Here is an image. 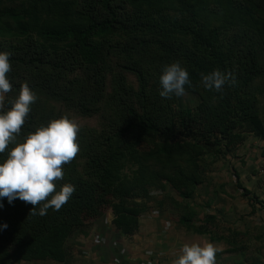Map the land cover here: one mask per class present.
I'll use <instances>...</instances> for the list:
<instances>
[{"label": "trees", "instance_id": "trees-1", "mask_svg": "<svg viewBox=\"0 0 264 264\" xmlns=\"http://www.w3.org/2000/svg\"><path fill=\"white\" fill-rule=\"evenodd\" d=\"M129 6L134 12L127 11ZM207 7L208 0H177V4L168 0H0V51L11 53L6 75L12 90L5 94V105L10 106L7 101L24 82L37 95L18 139L61 116L92 117L106 99L121 114L114 122V133L104 142L93 140L94 130L80 132L85 139L71 162L62 165L63 178L56 182L57 190L71 183L75 191L59 210L49 208L43 216L33 215L30 203L17 198L9 204L3 199L0 224L7 223V228L0 230V264L72 263L75 248L69 239L86 234L85 214L97 217L107 199L112 202L115 228L132 237L140 228L142 214L163 206H151L150 187L166 183L183 200L194 199L204 181L199 155L205 145H213L210 138L230 142L234 130L246 126L264 141L261 93L250 91L262 73L264 32L259 35L258 50L251 43L234 61L224 46V31L208 27ZM175 61L189 73L191 86L185 85V93L198 94L201 102L195 110H176L169 101L174 95L165 98V107L173 113L170 119L166 108L150 105L147 97L151 82L159 86L161 67ZM116 67L135 75L139 88L127 89L125 76L119 77ZM214 69L232 73L235 83H226L220 92L206 89L201 75ZM109 79L115 87L113 98L106 95ZM130 91L138 107L122 106V95ZM177 125L184 130L177 133ZM157 136L161 141L155 140ZM145 139L154 142L155 149L141 153L137 145ZM149 160L161 169L147 177L144 163ZM131 162L140 163L139 171L127 181L121 171ZM183 208L180 224L190 232L211 235L214 216L198 226V209L191 203Z\"/></svg>", "mask_w": 264, "mask_h": 264}, {"label": "rangeland", "instance_id": "rangeland-1", "mask_svg": "<svg viewBox=\"0 0 264 264\" xmlns=\"http://www.w3.org/2000/svg\"><path fill=\"white\" fill-rule=\"evenodd\" d=\"M168 2H175L177 4V0H168ZM127 11L130 13L134 12V7L129 6ZM205 14L209 28H216L224 31L222 32L224 34L222 40L225 44L224 46L226 47V50L233 56L234 61L238 58V56L245 54V50L249 48L251 43L255 44L253 47L257 50L259 47H261V43H258V41L260 39V33L264 32V0H208V7ZM249 39L252 40L250 41ZM259 64L262 72L261 76L255 79L250 87V91L257 94L261 93V116L264 119V50H260ZM114 69L115 73H117L119 77H122V74L125 76V85L127 89H133L134 91L139 88V80L135 75L132 73L126 74L117 67ZM107 86L106 95L110 94V96L113 98L115 87L112 85V81H110V79L108 80ZM131 93L132 92L130 91L128 96L122 95L121 104L123 107L125 106V108L126 105H134L135 107H138L137 101H135L133 96L131 97ZM154 93L158 97H155ZM147 99L148 103L152 106L156 105L166 108V99L160 97L159 86L155 84L154 81L149 85ZM169 101L170 107L176 110L180 107L184 109L190 108L195 110L201 102L199 95L194 93H185L182 97H176L174 95ZM166 114H169L168 118L171 119V115L173 113H171L169 109L166 110ZM119 116H121V114L112 108L111 99H106L102 103L100 112L92 117H83L75 113L70 114V120L74 121L79 126V132L76 139L78 145L85 139H81L82 135L79 134L82 131V133H84L86 129L94 130L96 132V134L95 132L92 134L94 141H106L107 137L114 133V122L119 118ZM183 130L184 129L180 125L176 126L177 133H180ZM203 132V134H206L204 130ZM228 138L230 139V142L228 139L222 142L219 138L216 142L214 138H210L209 142H211L213 145H205L203 151L200 153L199 156L201 159L199 162L204 173V181L203 185L198 187L192 201L183 200L178 193L171 190L169 185L163 183V186L158 185L149 188L152 198L154 199L151 203V206L153 205L158 207L159 203L163 206L159 207L161 209L160 211L157 210L158 213H154L155 209L149 210L148 212L151 217L156 215H158L157 217H160V215H164L166 220H170L173 223L172 230H177L175 238L180 237V239H182L183 235H185V232L179 229L180 223L177 218L179 219V217L184 214L183 212H185V209L183 206L185 204L191 203L198 209L196 219L198 226H201V224H203L202 221L208 216L215 217L213 222V227L215 230L212 229L211 235H206V238L212 235L219 237L224 234L225 238L229 239L231 235L228 233V230L226 234V230H224L226 227H223V223L233 224L238 222L237 224H243L245 223L244 221L248 220L246 217H250L251 215L241 216L242 208L244 207L245 209L247 207L248 209H252V211L256 209L258 211V216L250 220V229L252 228L253 234L256 235V240L255 242L252 241V244L249 246L254 248V250H252L253 252L260 251V253H264V172L262 171L264 170V141L261 140V138L255 137L253 134L249 133L246 126H238L234 130L233 135L229 136ZM155 140L161 141L160 136H157ZM219 141L222 142L221 145ZM137 148L139 152L144 153L150 149L154 150L155 143L145 139L137 145ZM129 160L135 159L129 158ZM82 164L83 162L79 161V165ZM139 165H135L132 162L127 163V165H125L124 169L121 171L123 178L126 176L127 181H132L136 175V172L139 171ZM144 168L145 176L147 177H150L148 173H152L153 171L155 172L161 169L160 165H156L155 161L153 160L145 162ZM237 174L244 178L242 181L243 183L235 182ZM248 178L250 179L247 180ZM243 185L249 186V188L246 189ZM136 192H138V190ZM214 194H217V196L221 195L222 197V200L220 201L221 204L217 201V206H220L219 208L215 207L213 204L215 201L213 198ZM229 202H232L233 204L232 214L234 215L235 219L232 218L233 215L224 214V216H218V210L220 208L224 210ZM244 202L247 204L244 205ZM106 204H103L99 207L97 217H89L90 215L85 214V217L82 221L84 225L83 228H86L85 230L83 229L84 232L86 231L85 235L97 234L100 229L107 228L108 224L113 223L115 216L113 214L114 212L110 199H107ZM169 207H172V211L169 210ZM175 209H178L179 211L177 214L172 213ZM213 224L210 222V226ZM184 228H186L188 231L186 225L182 227V229ZM189 232L190 231H188V233ZM230 232L233 231L230 230ZM162 233L164 236H166L169 234V231H162ZM189 235L193 236L194 234L190 232ZM77 239L76 237H72L69 239L68 244L75 245ZM191 242L196 243L192 240ZM226 245L227 244L224 246ZM179 254V251L174 253L175 257ZM164 261L166 262L165 264H168L167 259ZM22 264L57 263L52 261H44Z\"/></svg>", "mask_w": 264, "mask_h": 264}, {"label": "clouds", "instance_id": "clouds-1", "mask_svg": "<svg viewBox=\"0 0 264 264\" xmlns=\"http://www.w3.org/2000/svg\"><path fill=\"white\" fill-rule=\"evenodd\" d=\"M10 55L0 51V154H4L0 159V208L4 207V198L9 204L18 198L33 205L31 214L43 216L49 208L59 210L75 191L71 183L57 190L56 182L63 178L62 165L71 162L79 150L76 141L79 126L61 116L18 139L37 95L24 82L6 107L5 94L12 90L6 75L11 68ZM158 79L162 98L182 97L185 85L191 86L189 73L179 61L163 65ZM201 82L206 89L220 92L226 83H235V76L214 69L202 74ZM6 228L7 223L0 224V230ZM217 252L212 242L185 243L172 264H216Z\"/></svg>", "mask_w": 264, "mask_h": 264}, {"label": "crops", "instance_id": "crops-1", "mask_svg": "<svg viewBox=\"0 0 264 264\" xmlns=\"http://www.w3.org/2000/svg\"><path fill=\"white\" fill-rule=\"evenodd\" d=\"M243 180V177H236L235 182L243 183ZM243 186L246 189L249 188V186ZM213 198L215 199L214 206L219 208L220 206H217V203L222 200L221 195L217 196V194H214ZM243 204L246 205L247 203L244 202ZM232 205V202H229L224 210L220 208L218 216H224V214L233 215ZM169 210L172 211V207H169ZM178 212V209H175L172 213L177 214ZM241 213V216L251 215L246 217L248 220L244 221L245 223H223V227H226L224 229L226 234L228 230L231 235L229 239L225 238L224 234L219 237L212 235L206 238V235L191 232L194 234L192 236L189 235L190 232L188 233L186 228L182 229L184 225L179 224V229L185 232V235L180 239V237L175 238L177 230H172L173 223L170 220H166L164 215L151 217L149 212H146L140 218L139 230L132 237L122 235L113 223L108 224L107 228L100 229L97 234L76 237L78 239L74 245L75 255L73 262L70 264H142L149 256L157 259L158 264H165V259L168 260V264H172V261L177 257H175L174 253L177 251L180 253L182 245L192 243L191 240L200 244L212 242L218 248L216 264H264V253H260V251L253 252L254 248L249 246L252 241L255 242L256 240V235L253 234L252 228L250 229V220L258 216V211L256 209L252 211V209L247 207L244 209L243 207ZM232 218L235 219L234 215ZM177 220L179 221L178 218ZM166 223L169 224L170 228L168 230L169 234L164 236L162 231L163 225ZM230 230L233 232H230ZM96 238L99 239V243L95 242ZM225 244L227 245L224 246ZM116 259H120V262L116 263Z\"/></svg>", "mask_w": 264, "mask_h": 264}, {"label": "built area", "instance_id": "built-area-1", "mask_svg": "<svg viewBox=\"0 0 264 264\" xmlns=\"http://www.w3.org/2000/svg\"><path fill=\"white\" fill-rule=\"evenodd\" d=\"M262 171L264 172V170H262ZM154 213H158V211H155ZM169 228H170V226L168 223L164 224L163 225V232H167L169 230ZM95 242L99 243V239L96 238ZM115 262L119 263L120 259H116ZM142 264H158V261L154 257L149 256V258L147 260L143 261Z\"/></svg>", "mask_w": 264, "mask_h": 264}]
</instances>
